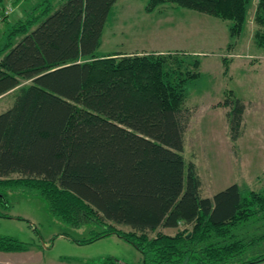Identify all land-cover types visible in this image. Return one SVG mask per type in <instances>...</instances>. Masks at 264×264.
I'll list each match as a JSON object with an SVG mask.
<instances>
[{
    "label": "trees",
    "instance_id": "1",
    "mask_svg": "<svg viewBox=\"0 0 264 264\" xmlns=\"http://www.w3.org/2000/svg\"><path fill=\"white\" fill-rule=\"evenodd\" d=\"M117 1L43 0L4 33L0 98L13 93L14 102L0 114V188L39 197L58 221L89 229L74 243L115 236L140 253L141 264L264 263V189L244 195L231 185L201 195L196 166L183 157L187 80L171 76L169 55L97 54ZM252 1L148 0L145 11L171 4L228 21L233 39ZM254 21L264 48V0H256ZM223 106L235 143L245 105L231 95ZM30 248L0 237L2 253Z\"/></svg>",
    "mask_w": 264,
    "mask_h": 264
},
{
    "label": "rangeland",
    "instance_id": "2",
    "mask_svg": "<svg viewBox=\"0 0 264 264\" xmlns=\"http://www.w3.org/2000/svg\"><path fill=\"white\" fill-rule=\"evenodd\" d=\"M42 1L3 0L0 14L5 9L9 14L0 21V47L6 30ZM147 1L119 0L114 5L97 54H168L172 63L167 68L174 71L171 76L187 80L183 107L189 110L190 121L184 135L183 157L196 166L201 195L211 198L231 185H237L244 195L262 191L264 48L258 47L254 38L260 30L254 21L256 0L248 7L243 32L233 39L229 38L228 21L171 4L147 13ZM60 4L54 2V9ZM19 40L16 38L13 44ZM223 59L228 66L223 65ZM195 60L199 62L197 69L192 65ZM195 73L196 78H188ZM231 95L245 105L242 135L235 143L228 135L225 118L228 109L223 106ZM13 102V93L0 99V114ZM115 228L130 231L123 226ZM160 232L174 235L176 230L160 229ZM89 236L86 227L73 229L51 216L39 197L18 189L0 188V237H10L32 247L23 253L0 252V264H85L106 257H113L120 264L142 263L140 253L115 236L91 244L72 241Z\"/></svg>",
    "mask_w": 264,
    "mask_h": 264
},
{
    "label": "crops",
    "instance_id": "3",
    "mask_svg": "<svg viewBox=\"0 0 264 264\" xmlns=\"http://www.w3.org/2000/svg\"><path fill=\"white\" fill-rule=\"evenodd\" d=\"M118 1H119V0H118ZM118 1H117V2H118ZM114 53H117V52H114ZM108 54H113V53H108ZM0 99H2V98H0Z\"/></svg>",
    "mask_w": 264,
    "mask_h": 264
},
{
    "label": "water",
    "instance_id": "4",
    "mask_svg": "<svg viewBox=\"0 0 264 264\" xmlns=\"http://www.w3.org/2000/svg\"><path fill=\"white\" fill-rule=\"evenodd\" d=\"M190 236V233H188L187 235H186V237H189Z\"/></svg>",
    "mask_w": 264,
    "mask_h": 264
},
{
    "label": "built area",
    "instance_id": "5",
    "mask_svg": "<svg viewBox=\"0 0 264 264\" xmlns=\"http://www.w3.org/2000/svg\"><path fill=\"white\" fill-rule=\"evenodd\" d=\"M8 12H6V14H7Z\"/></svg>",
    "mask_w": 264,
    "mask_h": 264
}]
</instances>
